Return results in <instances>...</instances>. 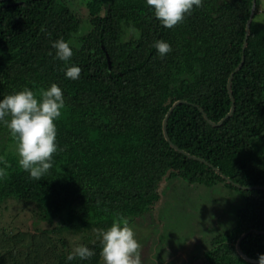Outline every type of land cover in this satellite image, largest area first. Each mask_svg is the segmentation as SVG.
Here are the masks:
<instances>
[{
  "label": "trees",
  "instance_id": "obj_1",
  "mask_svg": "<svg viewBox=\"0 0 264 264\" xmlns=\"http://www.w3.org/2000/svg\"><path fill=\"white\" fill-rule=\"evenodd\" d=\"M261 3L202 0L181 23L165 28L145 0H0V99L25 86L38 95L51 83L65 98L55 121L58 150L39 180L19 166L16 141L0 123V167L7 171L0 180V208L8 200L35 205V226L63 227L57 228L62 249L40 228L17 238L26 242L23 258L0 246V264H98L101 243L87 245L95 253L87 259L67 256L120 216L129 224L157 218L151 212L161 198V181L170 179L209 189L223 184L240 193L233 226L213 232L193 224L192 248L208 234L210 239L198 260L258 264L244 259L236 244L247 233L239 244L243 253L257 261L264 253V23L256 20ZM129 25L139 35H125ZM58 38L73 47L68 64L81 68L76 80L66 78V63L54 58L52 41ZM157 39L171 46L164 57L153 47ZM178 101L167 123L169 142L163 122ZM5 236L0 230V244ZM178 243L168 247L180 249L175 262L187 244Z\"/></svg>",
  "mask_w": 264,
  "mask_h": 264
},
{
  "label": "clouds",
  "instance_id": "obj_2",
  "mask_svg": "<svg viewBox=\"0 0 264 264\" xmlns=\"http://www.w3.org/2000/svg\"><path fill=\"white\" fill-rule=\"evenodd\" d=\"M145 3L161 26L172 28L181 23L194 6L199 8L202 0H145ZM131 33L139 35V31L129 25L125 35ZM153 47L161 57L171 51L170 44L162 39H157ZM52 48L55 50L54 58L67 65L65 77L78 79L81 68L68 64L73 56L69 41L58 38L52 41ZM64 107L63 91L56 83L42 88L38 95L25 86L0 99V123L7 127L16 141L19 166L33 179L39 180L52 167L53 154L58 150L55 121L60 118ZM2 161L3 157H0ZM6 176V168L0 167V180ZM100 242L103 264H141V244L125 217L114 219L110 227L101 230ZM94 254V250L81 244L69 253L67 260L71 261L74 257L84 260ZM258 264H264V253L258 255Z\"/></svg>",
  "mask_w": 264,
  "mask_h": 264
},
{
  "label": "rangeland",
  "instance_id": "obj_3",
  "mask_svg": "<svg viewBox=\"0 0 264 264\" xmlns=\"http://www.w3.org/2000/svg\"><path fill=\"white\" fill-rule=\"evenodd\" d=\"M256 20L264 23V0H262L261 6L259 7ZM180 180L170 179L161 181L162 183L159 188L161 198L151 212L155 216L157 215V218H152L148 215L145 219H135L129 224L134 229L136 238L141 244V264H156L154 259L160 260L161 264H207L204 258L198 260L196 255L202 248L208 245L210 240L209 234L206 237V241L205 239L198 240H201L200 244L202 243V245L198 246V248L196 246L192 248L190 243L194 242L195 239L193 224L194 226L198 225L202 228H208V226L213 227L212 231L215 232L219 229L218 227L227 229L233 223L231 216L232 208L237 207V204H234V202H239V192L228 189L223 184L216 186L214 189H209L206 186H188ZM211 192L213 194H209ZM24 204L21 201L8 200L0 208V230H4L6 233V239H4L0 246L5 247L3 251L6 253V250L9 249L11 254L18 255L17 257L19 259L23 258L22 254L25 251L24 244L26 242H18L17 238L21 239L20 236L22 234L35 233L38 229L45 227L44 225L35 226L33 224L38 217L37 211H34L35 205ZM203 212L206 213L202 219ZM57 228L63 227L53 226L48 230L43 229L39 233L48 235L52 243H55L54 247L60 252L62 247L59 245V233L61 231ZM223 231L225 230H221V232ZM65 236L69 240L70 237L67 234ZM11 238L16 239L9 242ZM90 238L92 239L88 240L86 244H83L81 239L80 245L87 246L90 243H101L99 232L94 231V234ZM184 241L187 243L184 246V254L181 256V260H176L175 262L174 258L177 259L180 257V249L177 251H169L168 247L171 244L174 246L178 242V244H183ZM70 247L73 248L72 243ZM45 250H48V252L52 251L50 247ZM67 250H70V248L68 247ZM190 252L194 253V257L191 260H189ZM53 257L51 255V258ZM98 262V264H103L101 257Z\"/></svg>",
  "mask_w": 264,
  "mask_h": 264
},
{
  "label": "water",
  "instance_id": "obj_4",
  "mask_svg": "<svg viewBox=\"0 0 264 264\" xmlns=\"http://www.w3.org/2000/svg\"><path fill=\"white\" fill-rule=\"evenodd\" d=\"M254 2H255V0H254ZM254 12H255V6H253V8H252V13H251L250 20H249V22H248V27H247V33L249 32V29H250V23H251V21H252V19H253ZM246 37H248V34H247ZM242 65H243V60H242V62H241V64H240V66L237 68V70L240 69ZM228 87H229V89L231 88V80L229 81ZM230 90H231V89H230ZM231 97H232V93H231ZM232 99H233V97H232ZM180 102H181V101H178V102H176V103L172 106V108L170 109V111L168 112V114L165 116V119H164V122H163L164 135H165L166 139H167L169 142H171V139H170V137H169V135H168V132H167V123H168V119H169V116H170L172 110L174 109V107H176ZM234 110H235V106H234V104H233L231 111H230L229 114L226 115V116H227V117H230V116L233 114ZM224 119H225V118H224ZM224 119L221 120V121L219 122V124H222L223 121H224ZM172 146H173L174 148L177 149V147H175L174 145H172ZM227 180L230 181L229 178H227ZM236 185L239 186L238 184H236ZM243 188H246V187H243ZM263 189H264V188H263ZM257 232H258V231H257ZM258 233H260V232H258ZM246 235H247V233H245V234L240 238V240L238 241V243L236 244V245H237L238 253H239L244 259H246L247 261H250V262H253V263H258L257 260L250 259L249 257H247V256L243 253V251L241 250V245H239V244H240L241 239L244 238Z\"/></svg>",
  "mask_w": 264,
  "mask_h": 264
},
{
  "label": "crops",
  "instance_id": "obj_5",
  "mask_svg": "<svg viewBox=\"0 0 264 264\" xmlns=\"http://www.w3.org/2000/svg\"><path fill=\"white\" fill-rule=\"evenodd\" d=\"M223 211H224V208H223ZM224 221H225V219H224ZM218 228H219V227H218ZM219 229H220V228H219ZM169 251H171L170 248H169Z\"/></svg>",
  "mask_w": 264,
  "mask_h": 264
}]
</instances>
